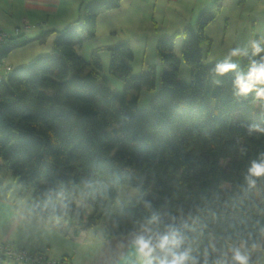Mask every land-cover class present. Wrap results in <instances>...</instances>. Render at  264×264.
Listing matches in <instances>:
<instances>
[{"label":"trees","instance_id":"obj_1","mask_svg":"<svg viewBox=\"0 0 264 264\" xmlns=\"http://www.w3.org/2000/svg\"><path fill=\"white\" fill-rule=\"evenodd\" d=\"M119 4H83L76 21L55 31L52 53L0 78V189L10 171L21 188L32 189L27 214L64 221L74 234L99 222L108 238L171 225L196 264H234L235 247L248 254L249 264L258 261L251 250L264 249V177L254 187L245 177L250 162L264 154V100L234 94L239 70L216 76L217 62H202L210 44L204 30L221 0L200 11L194 28L177 32L188 82L178 78L175 34L156 41L159 71L152 64L133 74L128 42L95 48L88 61L77 53L74 44L95 35L98 15ZM52 33L33 40L43 44ZM30 40H7L0 57ZM103 50L122 83L119 92L100 75ZM240 58L244 67L259 56L249 49ZM157 82L147 108L139 107L138 91ZM123 184L138 193L124 196L111 214L107 205ZM77 188L92 213L77 206ZM154 214L158 219L150 223Z\"/></svg>","mask_w":264,"mask_h":264},{"label":"rangeland","instance_id":"obj_2","mask_svg":"<svg viewBox=\"0 0 264 264\" xmlns=\"http://www.w3.org/2000/svg\"><path fill=\"white\" fill-rule=\"evenodd\" d=\"M91 1L103 0H88L85 3H90ZM206 1L153 0L148 2L147 0H143L141 4V0H121L118 7L111 8L99 15L95 35L86 38L80 45L75 43L74 47L77 53L84 60L88 61L92 50L96 47L128 41L133 50V59L130 61L133 74L145 71L147 66L152 64L159 71L155 44L158 38L169 36L176 29L180 32L186 26L194 28L200 11L212 3L205 4ZM239 1L221 0L220 12L207 26V34L205 32L206 36L210 39V45L208 53L203 56L202 62L204 64L222 61L230 48L240 46L241 48L249 49L248 42L251 40V33L257 27L256 23L259 22L261 11H264V0H261V2H258V0ZM134 31L145 33L146 40H143L144 38H142L143 41L136 40L133 37ZM155 34L159 35V37L154 42L152 35ZM26 35L24 32L14 35L12 37L13 43L24 40ZM49 42L47 41L44 44L32 42L10 50L4 55L6 57L5 62L1 63L0 68L3 69H0V78H5L7 75V72H4V67L7 66L5 63H10L12 59L15 60L14 58H17L22 65H27L41 54L52 53L51 44L48 45ZM181 42L182 35L179 34L174 40V54L179 59ZM98 55L102 64L100 75L107 79L112 90L121 91L122 83L118 75L110 72L108 69V52L105 50L99 51ZM233 59L240 66L237 70H246L247 65L242 67L240 57H234ZM13 64L16 65V62ZM178 78L184 82H188L189 80V67L182 59H180L179 63ZM157 89L158 82L153 90L142 88L138 91V106L147 108L150 96ZM2 185L3 189L10 187L9 194L16 203L26 201L32 191V189L21 188L12 179L10 171L4 177ZM76 191L79 193L77 206L82 205L88 214L92 213L93 210L87 203L84 192L81 188H77ZM137 193V188L128 184L121 185L117 189L114 201L107 205L109 212L114 214L124 196L134 197ZM58 223L60 225L63 224V230L66 231L67 223ZM52 232L54 231H48L47 229L44 231L45 236L54 240V245H56L50 251L54 253V256H50L49 258L51 260L59 258L61 251L65 250L67 253H70L75 248L74 263L140 264V260L131 246V241L137 234L144 233L143 230H137L123 238H108L104 237V226L102 222H99V224L82 233L79 239H73L71 234L66 237L64 234H53ZM251 254L258 256V261L252 264H264V249L259 245L251 250ZM61 261L71 264L67 258H61Z\"/></svg>","mask_w":264,"mask_h":264},{"label":"crops","instance_id":"obj_3","mask_svg":"<svg viewBox=\"0 0 264 264\" xmlns=\"http://www.w3.org/2000/svg\"><path fill=\"white\" fill-rule=\"evenodd\" d=\"M147 1L150 2L153 0ZM213 1L214 0H207L205 4ZM242 1L244 0H240L239 2ZM85 2H88V0H0V29L7 35V40L10 41V43H13L12 37L17 34L15 33V27L19 26L22 22L25 21L27 23V29L22 31L21 33H26L27 35L25 39L31 40L24 45L32 42L39 43L36 40H33V38H35L43 31H52L53 33L50 34L45 41V43H47V41H50L51 43L49 42L48 45L51 44L52 47L55 31H60L69 24H72L74 21H76L81 16L82 6ZM142 2L143 0H141V4ZM258 2H261V0H258ZM98 17L96 23H98ZM210 23L211 22H209L205 27L204 32H206V34L208 31L207 26ZM256 24V29L251 33V40L253 34H256L260 40H264V11H261L259 22H257ZM177 32L178 31L176 29L170 35L175 34L176 37L177 35H179L177 34ZM133 33V37L136 40H142V38H144L143 40H146L147 38L145 33L138 31H134ZM152 37L155 42L159 35L155 34L152 35ZM249 49L251 48L249 47ZM208 50L209 47H207L203 56L208 53ZM5 59L6 57L2 56V64L5 62ZM14 59L15 60L12 59L10 63L5 64H9V66L11 65L12 68L22 66V63H20L17 58ZM14 62H16V65L13 64ZM6 188L3 189L1 187L0 189V240L12 241L20 248L43 251L48 256V258H50V256H54V253H51L50 251L56 245H54V240H51L49 237L45 236L44 231L46 229L48 231H54L52 232L53 234H64L66 235V237L71 234V237L73 239H79L82 233L90 229H80L78 233L74 234L72 233V225L67 224L66 231H64L63 224L60 225L58 222L53 224L48 219H43L34 214H27L25 212L26 201L16 203V201L9 194L10 187L8 192H6ZM63 222L64 221H62V223ZM74 252L75 248H73V251H71L70 253H67L65 250H63L60 253L61 256L54 260L67 258L71 264H80L79 262L74 263Z\"/></svg>","mask_w":264,"mask_h":264},{"label":"clouds","instance_id":"obj_4","mask_svg":"<svg viewBox=\"0 0 264 264\" xmlns=\"http://www.w3.org/2000/svg\"><path fill=\"white\" fill-rule=\"evenodd\" d=\"M252 50V56H259V59H250L246 70L235 72L233 79L234 94L246 96L250 92L255 98L264 100V40L255 39L248 42ZM248 55L247 48L240 46L230 48L222 61L217 62L211 69L216 76H223L229 71L240 68L234 57ZM253 128L258 127L256 125ZM264 177V154L258 160L250 162L245 177L248 185L254 187L257 178ZM147 203V202H146ZM158 217L154 214L149 222L156 221ZM143 233L137 234L131 241V246L140 260V264H196L195 257L191 255L189 248H182L183 237L179 231L169 225L163 231H152L147 227ZM232 261L234 264H249V256L240 247L232 249Z\"/></svg>","mask_w":264,"mask_h":264},{"label":"built area","instance_id":"obj_5","mask_svg":"<svg viewBox=\"0 0 264 264\" xmlns=\"http://www.w3.org/2000/svg\"><path fill=\"white\" fill-rule=\"evenodd\" d=\"M27 29L24 21L15 27V33L19 34ZM7 35L0 29V51L5 46ZM1 67V59H0ZM5 72L12 70L11 66L4 67ZM0 264H69L60 260L49 259L43 251L27 250L15 245L12 241L0 240Z\"/></svg>","mask_w":264,"mask_h":264}]
</instances>
